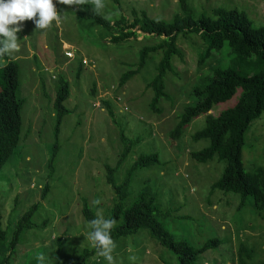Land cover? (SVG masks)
<instances>
[{
  "label": "rangeland",
  "instance_id": "1",
  "mask_svg": "<svg viewBox=\"0 0 264 264\" xmlns=\"http://www.w3.org/2000/svg\"><path fill=\"white\" fill-rule=\"evenodd\" d=\"M187 1L195 11L217 6L235 7L244 11L254 25L264 24V0ZM104 4L100 14L110 21L119 14L129 17L131 8L142 9L148 16L164 20L179 13L176 0H104ZM56 9L60 20L53 22L47 31L36 30L32 21L24 22L17 33L20 50L6 55L18 64L17 95L23 103L18 144L0 169L1 226L9 235L21 213L32 203H40L31 217L36 227L33 225L23 232L10 264H27L40 254L44 255L45 264L46 256L50 258L48 264L57 262L54 256L68 262L75 259L81 249L92 248L91 242L85 239L88 230L80 213L79 197H86L87 203L100 200L99 210L103 214L111 205L114 195L111 183L105 180L103 165L113 166L119 157L123 147L119 128L123 129L127 141L132 142L126 157L112 173V183L121 181L139 154L154 153L158 158L156 163L133 171L126 188L127 204L134 201L138 190L146 187L155 195L154 204L162 212L160 221L176 238L192 246L200 245L206 238H228L227 243L199 254L195 264H234L236 245L243 240L256 239L258 245L264 247V228L258 225L261 221L251 199L246 197L239 204L236 193L210 190L223 162L212 159L196 163L189 158V151L206 145L204 140L193 142L190 139L191 134L203 126L205 115L192 119L179 137H169L183 107L196 102L191 88L208 75L215 64L224 63L222 56L212 55L198 65L197 46L191 49L188 46L198 44L199 39H178L182 57L171 60V70L164 76L168 97L160 98L154 110L149 102L152 92L145 84L155 73L160 53L147 59L122 85L118 86V81L125 70L132 68L140 47L158 39L144 37L135 30V37L114 45L105 42L100 26L77 17L79 8L57 4ZM66 51L71 52L72 58L63 56ZM80 60L85 63L80 64ZM2 63L0 59V65ZM60 73L69 83L68 98L63 102L68 113L61 120L60 149L53 174L48 179L46 162L54 125L52 100ZM238 95L239 90L229 100L214 105L212 114L232 106ZM101 99L108 101L112 118L102 107ZM241 161L245 170L264 166V112L250 123L245 133ZM46 182H49V191L41 199L40 189ZM206 201H213L215 206ZM244 224L249 226L237 231L236 237L234 229ZM113 240L117 245L113 252L115 264H177L175 256L143 229ZM133 256L134 261L130 259ZM96 257L100 259L99 264H108L96 253L88 256L85 264Z\"/></svg>",
  "mask_w": 264,
  "mask_h": 264
},
{
  "label": "trees",
  "instance_id": "2",
  "mask_svg": "<svg viewBox=\"0 0 264 264\" xmlns=\"http://www.w3.org/2000/svg\"><path fill=\"white\" fill-rule=\"evenodd\" d=\"M112 1L117 2V0ZM176 3L179 13L173 14L169 20L153 18L142 9L131 8L129 17L119 14L116 19L110 21L100 13L97 14L91 4L79 8L76 15L78 18L89 19L100 26L105 33V42L114 45L135 37L137 35L135 30L144 34V37L151 36L158 39L151 45L140 47L132 68L125 70L118 81V86L122 85L144 66L147 59L160 53L154 67L155 73L145 84V88L152 92L149 102L154 110L160 98L168 97L165 92L164 76L171 70V60L174 57L179 59L182 57V52L177 46L178 39L191 37L199 39L198 44L188 46L190 49L197 46L195 49L198 65L211 59L212 55L222 56L224 63L215 64L210 68L208 75L202 77L199 83L191 88V94L196 97V102L183 107L169 137H179L184 126L192 119L204 114L203 126L194 131L190 139L193 142L204 140L206 145L198 150L189 151V158L196 163H206L212 159L223 162L220 175L211 183L210 190L218 189L222 192L236 193L239 204L249 197L261 221L258 225L264 228V166L257 165L250 170H245L241 161V147L245 133L250 128V123L264 112V24L254 25L244 11L235 7L217 6L209 10L195 11L187 0H176ZM2 60L3 63L0 65V169L18 144L21 128L20 110L23 103V99L17 95L18 64L16 60L9 59L7 56ZM77 72L78 70L75 76L78 75ZM237 90L239 95L232 106L212 114L211 109L214 105L229 100ZM68 94L69 83L60 73L52 100L54 125L49 157L46 162L48 179L53 174L55 158L60 149L58 134L61 120L68 113V109L63 105ZM101 105L112 118L108 101L101 99ZM119 140L123 147L115 164L103 165L105 180L111 183L114 195L111 198V205L106 209L108 212L103 210L105 219L117 221L111 231L112 239L125 237L143 229L160 246L175 256L177 264H195L199 254L229 241L228 238L211 237L206 238L198 246H192L188 241L176 238L166 229L163 221H160L162 212L154 204L155 195L151 194L146 187L138 190L134 201L127 204L129 193L126 188L133 171L138 167L156 163L158 158L154 153L139 154L126 170L121 181L118 184L112 183V173L126 157L132 142L127 141L122 128H119ZM40 191V198L43 199L49 191V182H46ZM79 200L80 213L89 232L91 229L88 222L95 217L99 205L93 206L92 202L87 203L84 196H80ZM205 203L215 206L213 201ZM39 205V202H34L28 206L14 222L9 235L1 226L0 220V264H10L16 246L20 243L21 235L34 225L31 217ZM248 226L244 224L234 229L236 237H238L237 231ZM257 241L256 239L248 242L247 240L239 241L235 248L233 263L264 264V247L258 245ZM94 253L98 255L94 247L83 248L71 261H60L55 256L53 258L57 260L55 264H85L87 257ZM49 259L46 256V264ZM99 260L96 257L90 264H99ZM27 264H37L36 257Z\"/></svg>",
  "mask_w": 264,
  "mask_h": 264
},
{
  "label": "clouds",
  "instance_id": "3",
  "mask_svg": "<svg viewBox=\"0 0 264 264\" xmlns=\"http://www.w3.org/2000/svg\"><path fill=\"white\" fill-rule=\"evenodd\" d=\"M57 4L68 8H82L91 4L97 14L105 7L104 0H55V2L54 0H0V59L20 50L17 33L22 30L24 22L32 21L36 30L44 31L51 28L53 22L58 23L60 13L56 9ZM66 52H63V55L72 58L71 55H65ZM68 53L71 54L70 51ZM82 60H80L81 64L85 63ZM93 204L100 205L101 201L94 200ZM88 223L91 230L86 234L85 239L91 242L92 247L108 264H115L113 252L117 245L112 239L111 231L117 221L105 219L102 211L98 209L95 217ZM36 259L37 264H45L43 254L38 255ZM130 259L134 261L135 257Z\"/></svg>",
  "mask_w": 264,
  "mask_h": 264
},
{
  "label": "built area",
  "instance_id": "4",
  "mask_svg": "<svg viewBox=\"0 0 264 264\" xmlns=\"http://www.w3.org/2000/svg\"><path fill=\"white\" fill-rule=\"evenodd\" d=\"M65 55L69 56V55H70V53L66 52V53H65Z\"/></svg>",
  "mask_w": 264,
  "mask_h": 264
}]
</instances>
